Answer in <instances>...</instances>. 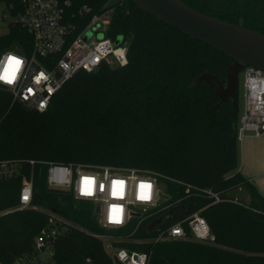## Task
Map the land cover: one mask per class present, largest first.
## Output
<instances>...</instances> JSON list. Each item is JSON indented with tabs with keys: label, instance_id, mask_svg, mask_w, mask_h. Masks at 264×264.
I'll use <instances>...</instances> for the list:
<instances>
[{
	"label": "trees",
	"instance_id": "1",
	"mask_svg": "<svg viewBox=\"0 0 264 264\" xmlns=\"http://www.w3.org/2000/svg\"><path fill=\"white\" fill-rule=\"evenodd\" d=\"M110 0H74L103 12ZM109 36L128 44L125 65L80 71L53 96L47 110H30L0 86V162L18 173L0 180V264L36 258L35 239L60 228L53 256L38 264H116L114 248L145 252L149 264H264V195L239 169L233 100L221 103L215 88L197 84L206 73L227 82L234 59L139 8L119 0ZM223 21L264 34L259 0H181ZM14 19L24 0H0ZM33 38L20 23L0 34V55L30 53ZM34 161V164H31ZM50 163L111 165L148 170L168 196L124 228L103 227L91 201L51 188ZM33 177L31 204L22 207L24 178ZM189 189V192H187ZM245 196L234 195V190ZM217 194L215 201L211 194ZM193 204L213 242L159 240ZM174 208H178L174 211ZM163 221L151 233L149 225ZM41 262V260H39Z\"/></svg>",
	"mask_w": 264,
	"mask_h": 264
},
{
	"label": "built area",
	"instance_id": "2",
	"mask_svg": "<svg viewBox=\"0 0 264 264\" xmlns=\"http://www.w3.org/2000/svg\"><path fill=\"white\" fill-rule=\"evenodd\" d=\"M120 3V1H119ZM115 8V7H114ZM90 15L89 6H76L74 0H24V13L10 23H20L33 38L30 53L7 50L0 55V86L11 91L15 101L30 110L48 109L53 96L80 71L95 72L102 64L125 65L128 44L109 36L113 9ZM8 16L3 15L2 21ZM244 107L240 116L238 140L250 134L264 135V70L245 66L242 72ZM31 161V164H34ZM18 173L16 164L0 162V180ZM47 182L51 188L71 192L76 199L100 205L97 215L106 228H124L133 217L157 206L164 190L158 177L148 170L111 165L78 166L50 163ZM189 192V189H187ZM33 195V177L24 178L20 204L27 207ZM219 201L217 194H211ZM181 215H183L181 217ZM213 242L214 234L200 210L181 208L180 220L162 234L160 240L188 239ZM55 231H45L35 239L36 258H19L14 264H38L41 253L53 256ZM116 264H149L145 252L116 249Z\"/></svg>",
	"mask_w": 264,
	"mask_h": 264
},
{
	"label": "water",
	"instance_id": "3",
	"mask_svg": "<svg viewBox=\"0 0 264 264\" xmlns=\"http://www.w3.org/2000/svg\"><path fill=\"white\" fill-rule=\"evenodd\" d=\"M134 2L139 8L170 26L234 59V62L229 65L226 83L210 73L200 76L196 83H207L215 88V94L220 98L221 103L232 99L233 115L238 116L240 112L239 75L245 66H254L264 70V34L200 12L181 0H134ZM118 4L119 0H110L104 10L112 9ZM122 40L123 36H119L116 44H121ZM2 88L7 89L5 86ZM161 197L168 198L166 194H162ZM192 209L193 204H190L188 211ZM177 210L178 208H174V211ZM99 212L100 205L97 204L95 213ZM162 221V217L153 221L148 227L149 231L154 233Z\"/></svg>",
	"mask_w": 264,
	"mask_h": 264
},
{
	"label": "rangeland",
	"instance_id": "4",
	"mask_svg": "<svg viewBox=\"0 0 264 264\" xmlns=\"http://www.w3.org/2000/svg\"><path fill=\"white\" fill-rule=\"evenodd\" d=\"M6 14L8 16L7 21H2L3 15ZM14 19V16L11 14L10 9L2 3L0 4V34H5L9 31V23ZM243 75H239V89H238V97H239V108L240 115L243 111L244 107V86H243ZM249 135V134H248ZM241 145V142H239ZM244 145V153L242 159L239 158V165L241 167V163L244 164L246 173L250 176L254 177L253 181L258 188V190L264 195V138L259 139H250L247 137L244 138L242 142V146ZM242 160V161H241ZM241 167V169L243 168ZM247 174V176H248ZM234 195L243 197L245 196V191L241 189L234 190ZM95 208V204H93ZM54 231H60V228L55 227ZM120 240L119 238L112 237H104L105 247L110 254H114L116 252V248L113 247L112 241ZM49 258V252H44L40 254L39 259L41 261H46ZM35 264V263H33Z\"/></svg>",
	"mask_w": 264,
	"mask_h": 264
},
{
	"label": "crops",
	"instance_id": "5",
	"mask_svg": "<svg viewBox=\"0 0 264 264\" xmlns=\"http://www.w3.org/2000/svg\"><path fill=\"white\" fill-rule=\"evenodd\" d=\"M247 137H249L250 139H252V138H253V139H255V138L262 139V138H264V135L261 136V137H255V136L249 134V135H247V136L245 137V139H246ZM243 141H244V140H243ZM243 141H242V142H243ZM242 142H241V145H240V143H239V147H238V160H239V158L242 159V157H243V153H244V145L242 146ZM241 161H242V160H241ZM243 166H244V164L241 163V167H243ZM241 167H240V165H239V169H240V171L244 174V176H246V177L252 179V181H253L254 177H252V176H250L248 173H246L245 167H243L242 169H241ZM247 174H248V176H247ZM253 182H254V181H253Z\"/></svg>",
	"mask_w": 264,
	"mask_h": 264
},
{
	"label": "flooded vegetation",
	"instance_id": "6",
	"mask_svg": "<svg viewBox=\"0 0 264 264\" xmlns=\"http://www.w3.org/2000/svg\"><path fill=\"white\" fill-rule=\"evenodd\" d=\"M260 3H262L261 8H262V13L264 14V0H259Z\"/></svg>",
	"mask_w": 264,
	"mask_h": 264
}]
</instances>
